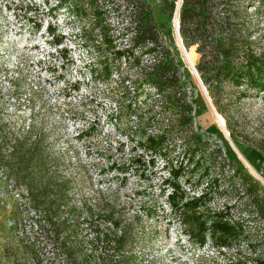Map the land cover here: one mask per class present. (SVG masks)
I'll use <instances>...</instances> for the list:
<instances>
[{"label": "trees", "instance_id": "16d2710c", "mask_svg": "<svg viewBox=\"0 0 264 264\" xmlns=\"http://www.w3.org/2000/svg\"><path fill=\"white\" fill-rule=\"evenodd\" d=\"M99 1L58 0L60 6L80 17L89 11L94 14V29H99L100 36L85 40L97 52L94 65L100 67L105 79L113 74V60L132 54L138 65L128 90L133 94L134 106H130L136 117L127 133L132 141L129 159L136 165L153 167L161 161L167 173L163 184L168 188L164 190L168 209L162 207V213L156 208L148 210L147 218L159 222L165 217L168 223H177L197 246L211 243L219 250L235 247L242 257L240 247L246 245L248 256L230 258L226 264H264L260 185L220 145H212L196 129L194 104L184 77V72L191 73L180 59L174 35L169 34L170 41L164 39L148 0H123L125 8L133 5L125 28L132 37L128 47H118L114 28L102 22ZM162 1L174 14L178 0ZM18 2H11L15 9L40 13L26 0ZM252 6L262 9L264 0H183L179 11L184 45L187 50L195 47L200 55L195 66L236 143L244 138L228 107L232 108L230 104L238 98L264 91V50L255 48L246 19L247 8ZM28 19L34 33L41 30L42 18ZM47 29L52 44L64 42L65 36L57 34V27L49 23ZM137 47H141L140 54L135 53ZM90 71L95 74V67ZM46 143V132L36 130L33 124L27 128L11 125L0 105V167L18 189L24 190L18 193L25 199L18 214L32 223L21 232L29 256L25 264L148 261L146 242L150 236L148 227L141 224L143 218H125L114 204L101 209L98 204L74 201L69 179L59 174L57 157ZM253 145L264 151L262 144ZM223 197L236 199L213 207L212 203Z\"/></svg>", "mask_w": 264, "mask_h": 264}, {"label": "rangeland", "instance_id": "374dc122", "mask_svg": "<svg viewBox=\"0 0 264 264\" xmlns=\"http://www.w3.org/2000/svg\"><path fill=\"white\" fill-rule=\"evenodd\" d=\"M12 1L0 0V105L11 125L27 128L33 124L36 130L46 132V144L57 157L59 174L69 179L74 201L98 204L101 209L114 204L125 218L141 216V224L148 227L150 236L146 242L148 261L144 264H226L230 258L248 256L246 245L240 247L242 257L235 247L219 250L211 243L197 246L177 223H168L165 217L159 222L147 218L148 210L156 208L162 213L163 208L168 209L164 194L168 188L163 184L167 173L159 160L153 167L136 165L129 159L132 141L127 133L136 117L130 106H134L133 94L128 90L138 70L133 55L113 60V74L105 79L100 67L94 65L97 52L85 40L100 36L99 29H94L92 12L80 17L67 6H60L58 0H26L40 12L26 13V8L15 9ZM148 2L164 39L170 41L169 34L174 35L180 59L191 73L184 72V77L194 104L196 129L254 176L264 200V151L253 145L264 146V91L238 98L230 104L232 108L228 107L244 138L236 143L225 133L222 124L226 122L216 117L179 45L174 25L176 9L172 14L168 3ZM99 3L103 5L102 22L114 28L118 47H128L132 33L125 28L133 5L125 8L123 0ZM35 17L43 20L36 33L28 19ZM246 19L255 48L264 50V8L248 7ZM49 23L58 28L57 34L65 36L61 45L51 43ZM187 51L196 65L200 55L195 47ZM140 52L141 47H137L135 53ZM92 67L95 74L90 71ZM20 192L24 190L18 189L0 167V264H25L29 257L21 232L32 223L18 214L19 204L25 201L18 197ZM234 199L223 197L212 205L221 207Z\"/></svg>", "mask_w": 264, "mask_h": 264}, {"label": "water", "instance_id": "95a60500", "mask_svg": "<svg viewBox=\"0 0 264 264\" xmlns=\"http://www.w3.org/2000/svg\"><path fill=\"white\" fill-rule=\"evenodd\" d=\"M182 1H183V0H179V1H178V5H177V8H176V14H175V20H174V25H175V28H176V33H177V37H178V41H179V45L181 46V48H182V50H183V52H184V54H185V56H186V58H187V60H188V62H189V64H190V66H191V68H192V70H193V73L195 74V76H196V78H197L199 84L201 85L203 91H204L205 94L207 95V97H208L210 103L212 104L215 113L218 114V111H217V109H216V107H215V105H214V103H213V101H212V98H211L210 95H209V92H208V90H207V88H206L204 82L202 81V79H201V77H200V74H199V72H198V70H197L195 64H192V62L190 61V59H189V57H188V51H187V48L185 47L184 42H183L182 37H181V34H180V19H179V11H180V7H181V4H182ZM227 135H228L229 138H231V136H230V132H229L228 130H227Z\"/></svg>", "mask_w": 264, "mask_h": 264}, {"label": "bare ground", "instance_id": "6f19581e", "mask_svg": "<svg viewBox=\"0 0 264 264\" xmlns=\"http://www.w3.org/2000/svg\"><path fill=\"white\" fill-rule=\"evenodd\" d=\"M188 57H189V59H190V61L192 62V60H191V58H190V55L188 54ZM192 64H193V62H192ZM205 93V92H204ZM206 95V94H205ZM206 97H207V95H206ZM207 99H208V97H207ZM208 101H209V99H208ZM209 103H210V101H209ZM211 104V103H210ZM211 106H212V104H211ZM212 108H213V106H212ZM213 110H214V108H213ZM215 112V111H214ZM216 114V113H215ZM216 117L219 119V121L221 122V120H222V116L218 113V114H216ZM224 119V118H223ZM222 124V123H221ZM222 126H223V129H224V131H225V133L227 134V129H226V125H224V124H222ZM228 136V135H227Z\"/></svg>", "mask_w": 264, "mask_h": 264}]
</instances>
